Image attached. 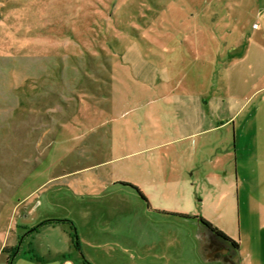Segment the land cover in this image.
I'll return each mask as SVG.
<instances>
[{"label":"rangeland","instance_id":"374dc122","mask_svg":"<svg viewBox=\"0 0 264 264\" xmlns=\"http://www.w3.org/2000/svg\"><path fill=\"white\" fill-rule=\"evenodd\" d=\"M263 5L0 0V195L29 207L15 218L24 230L12 264H33V251L40 264L59 252L90 264H204L198 223L181 213L221 225L239 258L261 250L263 95L233 120L232 168L201 166V137L181 120L208 89L215 49L228 54L236 30L244 50ZM239 179L245 189H230ZM51 219L63 223L39 226Z\"/></svg>","mask_w":264,"mask_h":264},{"label":"crops","instance_id":"0c3cea01","mask_svg":"<svg viewBox=\"0 0 264 264\" xmlns=\"http://www.w3.org/2000/svg\"><path fill=\"white\" fill-rule=\"evenodd\" d=\"M259 12V19H257L253 25V29L248 33L246 48L241 52L237 51L239 47V40L235 39V36L238 35H236V30V33L230 30V35L234 37L229 49H227L228 54L223 56L220 48H216L215 53L211 58L214 62V67H212V76L208 78V89L204 92L200 91L199 94L196 95V101H192L191 104L185 103V106H182L183 109L187 110L185 112L187 117L181 120L182 125H180L184 128V124L187 125L188 122L192 120V124L196 126L195 129L197 130L195 133L201 137L200 144L201 149H203V151L199 154L201 166H203V164L210 166L215 163L218 164L217 166L224 164L223 166L227 165L228 168H232L233 158L231 146L228 143V138L226 139V137L227 135H230V129L236 126V120L234 122L233 120L238 113L245 110L243 108L247 104H250L248 102L252 98L259 95H263L264 97V5ZM242 100L243 102L241 103L240 101ZM248 105L246 107H248ZM191 111H193L192 119L189 117V115H191ZM195 133L185 137H190ZM206 149L210 150L206 151ZM208 168H205V170ZM238 175H240L239 172ZM242 176L244 179L246 178L245 174ZM244 179L231 182L230 189L238 190L241 187L245 189L246 184ZM136 184L133 186L138 188ZM5 198L6 197L4 196L0 197V212H4L6 210L8 211L7 219H5V221L2 222L3 225L0 226V261H5L7 264L9 253L5 252L4 249L19 247V236L22 230H24L23 224L19 221H15V218L23 217L29 207L28 205L24 206L23 204L18 203L10 206V208H7L4 206L6 200L3 199ZM179 215H181V217L184 215L191 217L198 216H192L184 213ZM1 217L2 215L0 218ZM183 218L186 219V217ZM202 218L209 222L212 227L223 232L227 238L233 242L231 239L233 237L229 236L221 225L215 221H211V219H208V217L204 215ZM51 220L54 221H44L39 224V226L63 223V220ZM262 224L264 225V209L262 210ZM263 238L264 237L261 239ZM261 241L262 240H260V242ZM259 246L261 250L256 251V248L258 247L256 244V247H254L252 252L247 253L242 259L238 257L237 251L235 256L233 255L231 258L226 257L228 253L227 250H223L221 252V256H219V253L212 251L206 246V244H204L202 246V259L204 264H243V261H246V264H264V244L262 243ZM53 255H55V257L52 259L53 262L51 264H55L56 262L58 264H64V262L65 264H67V262L69 264H86L75 257L74 259L70 258L63 260L62 257L66 258L65 252H59ZM18 258L19 256L16 261H18ZM42 258L43 257L41 255L35 254L34 251L30 254V262L33 264L43 263ZM23 261L26 260L23 259Z\"/></svg>","mask_w":264,"mask_h":264},{"label":"flooded vegetation","instance_id":"af4514ba","mask_svg":"<svg viewBox=\"0 0 264 264\" xmlns=\"http://www.w3.org/2000/svg\"><path fill=\"white\" fill-rule=\"evenodd\" d=\"M186 219H190L192 221H195L198 223L197 227L198 229L196 230L197 232V238L199 239L200 242V248L204 244L208 248H210L212 251L219 253V256H221V252L223 250H227L228 253L226 255L227 258L235 256L236 251L238 250V247L234 242H231L227 237L221 235L218 233L214 227H210L206 224H204L201 221V217L199 216H188ZM202 249V248H201ZM225 257V256H224Z\"/></svg>","mask_w":264,"mask_h":264},{"label":"trees","instance_id":"16d2710c","mask_svg":"<svg viewBox=\"0 0 264 264\" xmlns=\"http://www.w3.org/2000/svg\"><path fill=\"white\" fill-rule=\"evenodd\" d=\"M183 217H188V216H187V215H184ZM51 221H54V220H49V221H45V222H51ZM201 221H202L204 224H206V225H208V226H210V227L212 228V225H211L209 222H207L205 219H203L202 217H201ZM214 229H215L218 233H220L221 235L227 237L223 232L219 231L217 228H214ZM235 244H236V246L238 247V244H237V243H235ZM4 251L7 252V253H9L8 264H11L12 261L14 260V258H15V257L17 256V254L19 253V247L5 248ZM85 263H86V264H90V263H88V262H86V261H85Z\"/></svg>","mask_w":264,"mask_h":264},{"label":"built area","instance_id":"2783aa9c","mask_svg":"<svg viewBox=\"0 0 264 264\" xmlns=\"http://www.w3.org/2000/svg\"><path fill=\"white\" fill-rule=\"evenodd\" d=\"M67 264H69V263H67Z\"/></svg>","mask_w":264,"mask_h":264}]
</instances>
